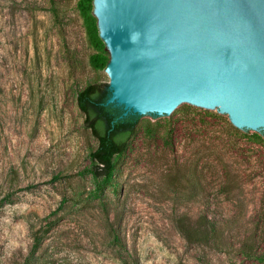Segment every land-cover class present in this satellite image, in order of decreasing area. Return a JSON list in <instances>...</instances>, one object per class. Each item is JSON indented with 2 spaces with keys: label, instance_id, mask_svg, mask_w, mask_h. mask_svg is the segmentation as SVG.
Masks as SVG:
<instances>
[{
  "label": "rangeland",
  "instance_id": "rangeland-1",
  "mask_svg": "<svg viewBox=\"0 0 264 264\" xmlns=\"http://www.w3.org/2000/svg\"><path fill=\"white\" fill-rule=\"evenodd\" d=\"M78 1L0 0V264L48 218L33 264H264V136L228 115L143 116L113 184L94 179L77 95L109 84L90 56L110 53Z\"/></svg>",
  "mask_w": 264,
  "mask_h": 264
},
{
  "label": "water",
  "instance_id": "water-1",
  "mask_svg": "<svg viewBox=\"0 0 264 264\" xmlns=\"http://www.w3.org/2000/svg\"><path fill=\"white\" fill-rule=\"evenodd\" d=\"M110 53L107 105L170 116L191 105L264 131V0H94Z\"/></svg>",
  "mask_w": 264,
  "mask_h": 264
},
{
  "label": "trees",
  "instance_id": "trees-1",
  "mask_svg": "<svg viewBox=\"0 0 264 264\" xmlns=\"http://www.w3.org/2000/svg\"><path fill=\"white\" fill-rule=\"evenodd\" d=\"M77 9L83 19L91 45L96 49H105L106 44L100 37L98 22L94 15V0H79ZM53 12L55 17H58V14ZM109 61L107 55L101 52L90 56V64L97 70H106ZM110 95L109 84L98 81L89 83L77 95V104L84 115L85 127L97 141L96 147L89 153L90 173L95 180H101L102 188L113 184L119 161L125 157L129 143L142 120L141 116L135 114L123 116L122 108L107 105L106 102ZM228 123L231 128L237 129L230 119ZM259 133L264 136V131ZM52 225V221L48 218L45 219V223L40 229L31 228L33 246L22 264H33L37 260V253ZM179 229L190 240L191 232L184 222L180 221ZM115 239L118 241V237Z\"/></svg>",
  "mask_w": 264,
  "mask_h": 264
}]
</instances>
